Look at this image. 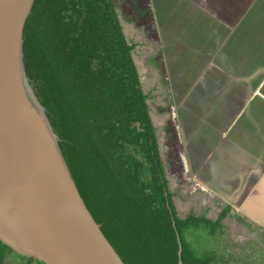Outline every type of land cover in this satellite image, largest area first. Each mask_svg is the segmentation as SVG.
Returning a JSON list of instances; mask_svg holds the SVG:
<instances>
[{
    "label": "trees",
    "instance_id": "trees-1",
    "mask_svg": "<svg viewBox=\"0 0 264 264\" xmlns=\"http://www.w3.org/2000/svg\"><path fill=\"white\" fill-rule=\"evenodd\" d=\"M136 46L117 0H35L25 72L87 206L127 264H229L211 241L224 234L230 207L216 219L178 210ZM198 229L200 248L190 238ZM9 257L45 264L0 239V264Z\"/></svg>",
    "mask_w": 264,
    "mask_h": 264
},
{
    "label": "crops",
    "instance_id": "crops-1",
    "mask_svg": "<svg viewBox=\"0 0 264 264\" xmlns=\"http://www.w3.org/2000/svg\"><path fill=\"white\" fill-rule=\"evenodd\" d=\"M171 4L131 40L171 188L264 233V0Z\"/></svg>",
    "mask_w": 264,
    "mask_h": 264
},
{
    "label": "water",
    "instance_id": "water-1",
    "mask_svg": "<svg viewBox=\"0 0 264 264\" xmlns=\"http://www.w3.org/2000/svg\"><path fill=\"white\" fill-rule=\"evenodd\" d=\"M34 2L0 0V239L45 264H127L87 206L25 72Z\"/></svg>",
    "mask_w": 264,
    "mask_h": 264
},
{
    "label": "rangeland",
    "instance_id": "rangeland-1",
    "mask_svg": "<svg viewBox=\"0 0 264 264\" xmlns=\"http://www.w3.org/2000/svg\"><path fill=\"white\" fill-rule=\"evenodd\" d=\"M174 0H151L152 5L147 6V0H117L119 11L121 15L124 27L130 36V40L134 39L140 33V22L142 19L156 17L157 13H164L169 11L172 7ZM145 13V15L143 14ZM148 13V14H147ZM148 16V17H147ZM148 20V19H147ZM135 27V28H134ZM138 63H142V55L138 53ZM154 114L157 120L159 134L164 140L163 125L161 123V115L157 102L154 103ZM168 153V150H165ZM171 170V169H170ZM171 179V185L173 183V176L169 175ZM178 192V191H177ZM182 200L180 202L183 206H179L180 214L185 216L191 210H194L197 214H205L207 216L218 217L220 207H202L196 206L191 198L185 197L183 192H179ZM178 196V195H177ZM227 224L225 232L218 240H212V245L219 246L226 249V256L228 257L229 264H264V233L262 230H255V227H249L247 224L241 222L237 218L226 220ZM196 230L193 235H190L191 239L198 238V247L200 248L199 241L204 242L202 237L204 234ZM196 242V241H195ZM204 246V245H203ZM205 248V246H204ZM6 264H15V258H7Z\"/></svg>",
    "mask_w": 264,
    "mask_h": 264
}]
</instances>
